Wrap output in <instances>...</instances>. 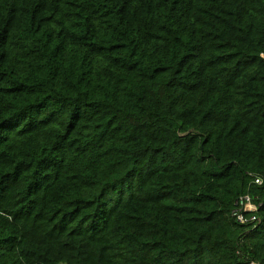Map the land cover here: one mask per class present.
Here are the masks:
<instances>
[{
  "label": "trees",
  "instance_id": "trees-1",
  "mask_svg": "<svg viewBox=\"0 0 264 264\" xmlns=\"http://www.w3.org/2000/svg\"><path fill=\"white\" fill-rule=\"evenodd\" d=\"M262 54L264 0H0V264H264Z\"/></svg>",
  "mask_w": 264,
  "mask_h": 264
},
{
  "label": "built area",
  "instance_id": "built-area-1",
  "mask_svg": "<svg viewBox=\"0 0 264 264\" xmlns=\"http://www.w3.org/2000/svg\"><path fill=\"white\" fill-rule=\"evenodd\" d=\"M248 174L251 175L250 173ZM253 182L257 185H264V181L260 176H254ZM256 199V197L244 194L240 195L235 200V206L231 211V215L236 219V221L244 224L247 222H254L258 219L256 212L260 206V203H257L255 201Z\"/></svg>",
  "mask_w": 264,
  "mask_h": 264
}]
</instances>
